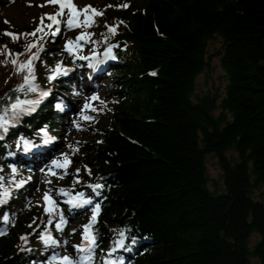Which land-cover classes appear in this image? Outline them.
Wrapping results in <instances>:
<instances>
[{
    "label": "trees",
    "instance_id": "obj_1",
    "mask_svg": "<svg viewBox=\"0 0 264 264\" xmlns=\"http://www.w3.org/2000/svg\"><path fill=\"white\" fill-rule=\"evenodd\" d=\"M105 1L98 25L86 30L91 33L86 52L115 40L108 23L127 42L110 67L113 96L96 121L88 122L82 140L68 147V174L54 182L93 196L87 185H105L94 196L101 203L95 228L100 256L112 247L117 230L126 229V243L136 239L130 252L117 253L126 264H264V199L254 195L264 185V0ZM8 28L0 15V115L9 101L23 96L13 89L24 73H17L13 55L6 53L22 51L25 44L4 35ZM216 37L222 40L216 55L228 80L219 102L216 94L195 96ZM76 76L60 84L72 88ZM52 96L37 116L9 126L8 139H0V172L10 171L16 144L39 136L44 123L55 133L64 131L69 113L55 114L52 100L59 93ZM230 150L236 157L227 156ZM210 154L220 159L222 192L209 188ZM22 208L16 207L20 218L14 224L0 223L7 228L0 236V264H38L45 258L43 245L35 253L20 250L18 232L28 230L38 212L36 206ZM84 210H74L75 216L85 220L91 211ZM255 233L260 237L251 245Z\"/></svg>",
    "mask_w": 264,
    "mask_h": 264
},
{
    "label": "snow or ice",
    "instance_id": "obj_2",
    "mask_svg": "<svg viewBox=\"0 0 264 264\" xmlns=\"http://www.w3.org/2000/svg\"><path fill=\"white\" fill-rule=\"evenodd\" d=\"M46 3L57 5L58 10L55 13L45 14L40 18V25L36 27V29L31 33L26 34H16V33H9L5 32L4 35L10 36L13 40H18L20 35L25 36H32L36 37L37 33H43V35L39 38L40 40L44 39V35H50L52 37L60 35L61 29L60 25L63 23L64 26L68 30H72L74 28H89L93 24H95V17L100 16L103 13L94 8L92 5H85L83 8L78 7L74 0H46ZM128 5H123V7H127ZM83 17V19H81ZM47 19L50 21L49 24L45 25L44 21ZM7 23V21H6ZM108 31L111 32L113 35L116 33V26H107ZM47 29V31H45ZM91 36V33L81 32L75 39H68L64 45V51L68 52L69 55H73L76 59L80 60H92L95 61L96 64L103 63L104 61L97 60L95 54L92 57L88 56H77L76 53L78 50L81 49V41L87 42ZM105 39H107L105 37ZM5 49L7 46H4ZM26 51L31 52L27 60L21 61L19 59L20 56L24 55L25 53H11L10 50L7 51V55H15L16 59L12 60L13 66L16 68L17 73H24L23 75V83L18 85L17 88L13 89L14 92H38L39 99L36 100H21L18 96L15 98V101L10 103L8 107L3 109L4 114L0 115V139H3V133L8 131V126L11 124L14 126V121L20 117L21 114H30L36 110V107L40 105L43 99L47 98L50 95V90L43 91L39 90L38 86L34 83L36 80L35 75V66L34 62L39 59V54L43 51L42 44H38V42H28L26 44ZM113 47H117V45H112L105 50L106 58L115 59L116 57L112 54ZM36 48V52H32V49ZM4 54V53H0ZM95 66V65H90ZM70 69H66L62 66V62H58L55 68L52 70V75L49 76V80H55L60 75H67ZM155 75V73H152ZM91 100H96L98 97L92 96L90 97ZM6 100H11V97H6ZM28 105L29 107H25ZM57 108L62 109V104H57ZM91 108V105L88 103L84 104V110H88ZM9 109L11 110V118H8ZM95 111V109H91ZM81 116L85 120H92L93 117L86 116L83 114V110L81 112ZM79 129V125H76ZM45 136L47 137V132L45 131ZM55 138L54 137H47L43 143L49 144ZM25 151L28 149L35 147L29 141H24ZM71 148L72 146L69 145ZM73 151H79L78 148H73ZM63 155V162L61 163L58 159L52 161V166L60 169H64V174L59 176L58 178L63 179L66 176L67 168L71 164V160L69 159L67 154ZM79 169L76 170L77 179L75 180V184L80 183L79 179ZM89 174H91L90 170ZM12 172L15 173L16 169L12 168ZM48 175L56 176L57 173L52 170L50 167L48 169ZM4 177L0 176V207L7 205L9 200L13 195V190L3 186ZM31 177L28 179H21L19 181H11L14 184L15 189L22 188L26 183L30 181ZM45 183H51L50 180L45 181ZM88 188L92 190V193L95 197L101 196V189L105 187L102 183H94L87 185ZM52 190L49 189L48 191L44 192L43 200H44V212L48 215L49 219L44 222L45 229L40 232L39 239L45 246V249L52 248L53 251L51 254L45 259V261L41 262V264H95V255L96 250L99 247L97 243V237L99 236V232L95 230L94 226L98 222V217L101 212V203L94 201L93 195H86L84 191L76 192L73 195V191L70 189L60 188L57 190L58 196L67 197L63 203L70 206L71 209H84L86 207L89 208L91 211V216L89 218V222L82 226L83 231L81 235V243L73 245L74 255L67 254L62 255L60 252L55 251L56 248L61 246H66L68 241H60L56 237L52 235L51 230L48 228L49 225L53 224L54 217H58V221L55 223V229L58 232H62L64 226L66 225L67 221L65 219L63 211L60 209L59 203L51 194ZM0 223L7 226L10 224H14L13 216H10L7 211L0 213ZM31 227V225H29ZM126 229H119L117 230V238L112 241V247L106 254V258L103 260L102 264H125L123 256L117 255L118 252H130L132 250V245L136 244V239L131 238V240L126 243L128 237H126ZM75 232V230H73ZM7 234V228L2 227L0 228V236H4ZM21 240L25 241L28 240L27 236H22ZM21 251H31V249L22 248ZM33 264H37V262H33Z\"/></svg>",
    "mask_w": 264,
    "mask_h": 264
},
{
    "label": "rangeland",
    "instance_id": "obj_3",
    "mask_svg": "<svg viewBox=\"0 0 264 264\" xmlns=\"http://www.w3.org/2000/svg\"><path fill=\"white\" fill-rule=\"evenodd\" d=\"M77 2L80 6H84L88 3H95V0H74ZM91 1V2H90ZM103 1V0H102ZM101 1V2H102ZM99 2V1H98ZM101 2L99 3L101 5ZM5 5L2 6L1 12L3 13V19L7 20V23L10 24L9 26L12 27V25H19V24H34L36 25L37 22H39L38 17L44 16L45 14H49L52 9L49 8V5L46 3V0H5ZM67 40H64L63 37H61L57 44H55V47H50L48 49H45L43 51V55L45 57H51L53 53H56L62 57L67 56L63 60L64 63L68 62L72 64L71 56L69 55L68 52L64 51V45ZM222 45V40L220 37H216L215 39H212L209 42L208 46V54H211V59H210V66L209 68L199 74L196 80V89H195V96L197 95H202V94H216L218 95L219 99L218 102L221 100V98L225 94V88L227 85V77L226 74L220 64V58L218 55H216L217 51L220 49ZM61 58H56L54 59V63H57V61ZM87 65V64H86ZM92 74H91V69L88 67L86 68L85 71H83L82 75H80V82L79 86H82L84 90H87L85 92H89L88 95L86 96L83 92L80 90L77 91V94L79 95V99H81V102L76 105L78 111L81 113L82 112V107H84L85 103L90 104L93 100L90 99L92 97V94L97 93L101 98L103 99V103L105 101H110V98L113 95L109 94V87L111 88V84L106 83V85H103L105 82L104 79H107L106 81L110 80V77L105 75L102 80L99 81H94L91 80ZM86 96V98H85ZM101 101L98 98L97 102L91 103V108L86 112L87 116L92 117V110L94 107H96V104H100ZM81 108V109H80ZM80 109V110H79ZM84 110V109H83ZM218 113V111H216ZM75 116H72L69 122V131L68 135L71 133H77L76 128L73 127V121H74ZM102 125V123L100 124ZM80 128V127H79ZM85 129L80 128V132H84ZM76 135V136H75ZM71 134L70 138L68 137L66 140H73L76 141L77 134ZM64 136H60L59 140L60 142L64 143ZM70 145V143H69ZM68 145V147H69ZM66 144V149L68 148ZM27 152V151H26ZM227 156L229 157H236V152L233 150L228 151ZM63 162V161H62ZM206 167H207V172H208V178H209V188L214 191L215 193L217 192H222L225 188L224 182H223V169L220 164V159L217 155L215 154H210L207 155L206 158ZM254 195L256 198H261L264 199V185L260 186L258 189L254 191ZM75 222V221H73ZM77 222V221H76ZM42 227V226H41ZM36 229V231L40 230ZM72 227L77 228L78 223H75V226L73 225ZM81 232H78V236H81ZM260 237L258 233H255L250 240L251 245L255 243V241ZM45 261V260H44ZM252 264H258L256 260H252Z\"/></svg>",
    "mask_w": 264,
    "mask_h": 264
},
{
    "label": "bare ground",
    "instance_id": "obj_4",
    "mask_svg": "<svg viewBox=\"0 0 264 264\" xmlns=\"http://www.w3.org/2000/svg\"><path fill=\"white\" fill-rule=\"evenodd\" d=\"M106 254H107V252H106ZM102 258H104V259H105V258H106V255H102Z\"/></svg>",
    "mask_w": 264,
    "mask_h": 264
}]
</instances>
